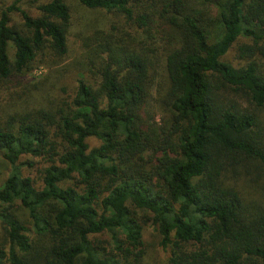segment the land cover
Returning <instances> with one entry per match:
<instances>
[{"label":"trees","instance_id":"1","mask_svg":"<svg viewBox=\"0 0 264 264\" xmlns=\"http://www.w3.org/2000/svg\"><path fill=\"white\" fill-rule=\"evenodd\" d=\"M21 1L0 5V264H145L147 223L162 264H264V0Z\"/></svg>","mask_w":264,"mask_h":264},{"label":"rangeland","instance_id":"2","mask_svg":"<svg viewBox=\"0 0 264 264\" xmlns=\"http://www.w3.org/2000/svg\"><path fill=\"white\" fill-rule=\"evenodd\" d=\"M12 0H0V5L3 3H8ZM190 3L193 6H206L207 2L205 0H190ZM30 5L29 0H23L21 1L20 6L22 8H26ZM27 9V8H26ZM30 9V8H29ZM33 12V11H32ZM13 17H11L12 21H18L19 17L17 14H13ZM227 60H229L232 63H236L237 59L235 58V50L234 47H231L229 49V52L225 56ZM42 66H38L34 68L30 73H28L27 78H33L40 74V72L43 70ZM149 113H152L155 120L158 121L161 115V111L157 105H153V102H150L149 104ZM87 142L89 147L95 146L98 144V140L94 137H88ZM9 166L8 164L0 159V181L3 180L7 174H8ZM17 214L19 215L20 219L22 221H25L26 217L24 216L21 211H17ZM159 237L156 233V231L153 229V226L149 225L148 223L145 224L142 227V247H143V263L145 264H162L165 262L166 253L163 251L159 245H158Z\"/></svg>","mask_w":264,"mask_h":264}]
</instances>
